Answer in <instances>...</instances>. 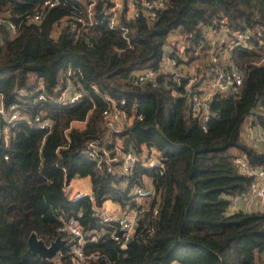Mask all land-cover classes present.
<instances>
[{"label":"trees","instance_id":"16d2710c","mask_svg":"<svg viewBox=\"0 0 264 264\" xmlns=\"http://www.w3.org/2000/svg\"><path fill=\"white\" fill-rule=\"evenodd\" d=\"M43 1L0 0V19L16 25L11 33L0 22V105L6 113L0 115V264L71 263L69 237L58 229L79 211L83 251L90 256L81 264H264V207L231 209L252 181L234 158L245 157L264 174V151L242 136L246 125L264 131V34L256 30L264 27V0H163L154 19L129 18L130 0H121L113 28L111 1L59 0L42 11ZM90 3L92 24L82 25L78 18L88 20ZM38 10L40 21L28 22ZM222 17L231 30H251L252 47L231 49L227 66L242 74L240 92L215 94L206 122L190 116L186 96L170 75L160 74L154 88L131 84L138 72L157 68L170 33L177 32L193 52L205 28ZM200 56L192 53L190 59ZM199 68L202 74L203 64ZM69 81L81 97L56 103L58 86ZM39 85L44 99H38ZM105 94L125 97L128 111L134 104L142 116L115 135L117 142L125 151L154 150L163 160L162 173L137 166L130 175H109L88 159L87 142L104 135ZM12 106L31 121H50L49 129L9 122ZM75 121L84 127H72ZM143 175L152 178L154 196L122 249L98 211L106 200L125 206ZM84 177L90 178L94 202H70L67 186ZM31 233L46 245L59 236L62 256L42 260L31 252Z\"/></svg>","mask_w":264,"mask_h":264},{"label":"built area","instance_id":"2783aa9c","mask_svg":"<svg viewBox=\"0 0 264 264\" xmlns=\"http://www.w3.org/2000/svg\"><path fill=\"white\" fill-rule=\"evenodd\" d=\"M112 3V7L108 9L110 18L108 26L113 28L116 26V10L119 8V3L116 0H108ZM59 0H44L41 5L42 11L46 8H51L56 5ZM92 3L88 8V20L84 21L78 18L82 25L92 24L91 16ZM164 6L163 0H130L128 5L129 18H135L139 14H143L148 19L156 17V11ZM41 11H36L31 16L27 17L28 22L38 23L41 19ZM0 22L5 23L11 33L16 30V25L10 19H0ZM256 30L262 31L264 27L259 26ZM126 32V29H124ZM252 31L246 30H231L227 24V19L222 17L214 21L213 26L205 28L202 42L191 52V44L182 40L180 36L170 40L164 48V53L156 69H146L138 72L134 79L131 80L133 86L149 85L154 88L157 85L158 76L170 75L175 81L177 87H181L183 94L186 96L188 113L192 117H201L203 123L207 121L210 112V104L215 94H239L242 85V74L234 67L228 68V57L231 49L234 46H243L251 48L249 39ZM169 40V39H168ZM198 55L199 58L190 59V54ZM200 64H203L204 71L202 74L197 72L200 70ZM60 94L56 98V103L68 104L74 103L81 97V93L76 92L72 88L70 81L66 86H58ZM93 89H96L92 86ZM39 91L38 99H44L41 91L43 86L37 87ZM104 108L101 110V120L104 129L102 137H96L87 142L85 154L93 161L95 168L109 175L122 174L130 175L137 166H142L148 170H152L155 174L162 173L164 170L163 160L154 151H144L136 153L132 150L125 151L115 139V135L136 117L142 119L141 115L135 114V105L133 104L129 111L125 97H113L110 95H102ZM261 109L262 107L259 106ZM10 121L23 120L28 124L35 123L39 129L48 130L50 121L43 120L39 116L34 120H30L28 116H22L14 106L9 108ZM0 115H6L3 107L0 105ZM205 130V126L202 125ZM259 137L263 143L264 151V131L261 129ZM256 130L247 125L244 129L246 138H252ZM7 135V134H6ZM5 135V137H6ZM44 142V137L41 143ZM234 163L238 166V170L247 176L252 177L249 188L245 193L238 195L233 199L231 209H237L236 200L242 201L244 204H258L264 207V174L258 169L250 165L247 159L243 156L234 158ZM142 185H135L130 193V199L126 205L122 207L121 215L101 216L100 209L98 211L101 221L111 224L110 237L122 249L133 236L139 218L148 208L149 200L154 196L152 178L149 175L141 177ZM70 202H78L86 200L93 203L95 200L94 194L90 190L78 189L68 196ZM97 213V210H94ZM152 215L156 214V207L152 208ZM82 212H77L71 216L60 227L59 231L69 237L70 243V260L69 264H81L90 258L83 251L86 242V233L80 223ZM106 231H101L105 233ZM92 236V240H95ZM62 256L59 249L56 253V258ZM58 264H62L58 262ZM68 264V263H67ZM110 264V263H108ZM176 264V263H172Z\"/></svg>","mask_w":264,"mask_h":264},{"label":"crops","instance_id":"0c3cea01","mask_svg":"<svg viewBox=\"0 0 264 264\" xmlns=\"http://www.w3.org/2000/svg\"><path fill=\"white\" fill-rule=\"evenodd\" d=\"M170 33V35L168 36L169 41L173 40L175 38H177L179 36V34L177 32H173V34ZM197 72H199V69H196ZM249 120H251V118H249ZM248 120V121H249ZM84 122H78L75 121L71 124L72 127L78 128V129H82L84 127ZM247 126V125H246ZM252 127L256 130V133L253 134L252 138H246V135L244 134V129L242 131V136L244 137V140L246 141V143L248 145H251L253 148H255L257 151L261 152L263 151V143L261 141V138L259 137V133L260 130L262 129L259 125H256ZM144 151H150L147 148H143ZM78 189H83V190H90L91 189V181L89 177H84V178H80V179H73L70 184L67 186L66 189V194L68 196H70L74 191L78 190ZM236 207L237 209H242V207H245V210H258L261 208L260 205L258 204H244L242 201L240 200H236ZM122 207L117 203V202H113L111 200H106L104 201V203L102 204L101 208H100V215L101 216H114V215H121L122 214Z\"/></svg>","mask_w":264,"mask_h":264},{"label":"water","instance_id":"95a60500","mask_svg":"<svg viewBox=\"0 0 264 264\" xmlns=\"http://www.w3.org/2000/svg\"><path fill=\"white\" fill-rule=\"evenodd\" d=\"M253 113L256 111L252 110ZM64 241L58 236L48 245L44 243L41 239L37 238L34 233H31L27 239L28 249L36 253L42 260L53 259L56 257V253L61 249Z\"/></svg>","mask_w":264,"mask_h":264},{"label":"rangeland","instance_id":"374dc122","mask_svg":"<svg viewBox=\"0 0 264 264\" xmlns=\"http://www.w3.org/2000/svg\"><path fill=\"white\" fill-rule=\"evenodd\" d=\"M112 1H113V0H112ZM116 1L119 3V7H120L121 0H116ZM172 34H173V33H172ZM172 34H171V35H172ZM67 196H68V195H67ZM262 208H263V206H261V208H260V209H262ZM239 209H240V208H239ZM242 209H243V210H245L246 208H245V207H242Z\"/></svg>","mask_w":264,"mask_h":264}]
</instances>
